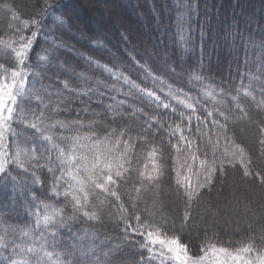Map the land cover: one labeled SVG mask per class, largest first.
<instances>
[{"label":"snow or ice","instance_id":"6c2138e0","mask_svg":"<svg viewBox=\"0 0 264 264\" xmlns=\"http://www.w3.org/2000/svg\"><path fill=\"white\" fill-rule=\"evenodd\" d=\"M0 9L12 12L11 5L6 2L0 4ZM46 16L57 28L65 31L75 28L78 32L82 31L72 22L71 17H66L59 5L54 6L50 0H44V12L39 14V18L23 20L20 25H10V32L6 33L5 37H0V45L11 53L17 65L10 72L5 69L6 74L0 75V183L8 180L13 184V191L22 190L32 204L34 211L31 214L39 232L36 236L34 232L21 230L31 246L0 235V253H8L7 257L2 258L3 264H101L102 260L107 259L106 253L97 256L95 249L78 244L62 247L57 242V230L68 227L79 218L100 221L98 209H102L109 201L115 202L121 210L117 226L122 231L124 242L134 244L142 253H147L146 257L141 255V260H159L160 264H229V260L235 264H264V252L255 248L253 243L238 249L236 254L228 248L206 243L200 248L201 255L193 256L188 245L181 243L174 230L172 235L168 234L167 225L170 221L157 222L150 216L142 218L136 211H128V208L135 210L137 202L143 201L150 190L155 192L159 189L166 173V166L162 162L164 143L174 152V183L178 192L182 190V195L186 198L181 228L187 225L192 215L193 203L199 200L201 192L211 189L217 172L223 177L227 174L226 168H235L239 164L243 177L264 185V172L253 171L252 160L245 149L227 136L229 115L226 113L238 109L243 117L247 118L240 96H252V93L241 88L236 89V94L232 95V90L226 92L224 87L217 89L205 84L202 96L210 99L213 104L212 110H208L200 103L198 97L191 96L164 79L165 73L176 75V69L167 61L165 67L161 68L155 60L150 62V51L142 52L130 44L121 50L122 66L109 67L90 57H84L89 65H94L97 70L107 74L113 80L111 84L100 80L90 83L89 78L83 75L77 79L84 80L85 84L89 85L87 87L72 86L68 81L57 80L45 84L41 73L48 69L55 59L50 60L49 56L52 54L44 49L48 54L38 55L36 63L32 65L29 63V54L41 30V21ZM183 19L184 14H179L178 20L183 22ZM13 20H19L15 13ZM29 29H32L30 35H25V31ZM121 35L127 42V37L123 33ZM89 40H93V37H89ZM52 46L74 51L70 45L63 42H54ZM93 47L103 45L97 41ZM110 54L115 56L114 53ZM34 68L41 71L32 70ZM188 75L190 79L201 83L205 79L202 70L189 71ZM53 84H59V87H53ZM117 84L120 87H117ZM105 95L111 103H103ZM120 95L125 99H118ZM217 96L230 98L232 108L224 103V99L217 100ZM93 97L96 98L95 101ZM129 97L146 103L144 107L137 106L135 102L128 101ZM18 98L20 101L35 100L40 111H26L23 104L18 102ZM93 102L105 109L113 123L118 118L127 117L129 121L134 120L139 125L138 130L133 134L131 123L126 128L121 126L117 129L105 128L102 122L98 123L93 118L88 121L83 118L70 119L67 122L55 119L61 111H72L71 106L75 103L84 105L83 108L75 110L78 117L81 112L98 117L100 113L90 109ZM198 107L203 108L206 116L197 114ZM145 108L148 111H145ZM124 109L128 111L125 112ZM163 110L176 115L179 122L165 120ZM208 118H212L210 123L218 129L215 139L208 135ZM48 120L52 122L47 123ZM14 123L35 130V135L30 140L31 147L21 145L18 140L21 133L14 130ZM201 125H204L203 129ZM56 129L73 134L57 133V143L54 142L53 136ZM85 129L86 131H83ZM160 132L164 133L167 140L153 142ZM221 135L231 144V150L226 147L223 153L217 156L215 146L219 144ZM198 136L206 138L207 143L213 145L211 157L207 152H201L200 145L196 142ZM37 137L49 145V153L54 149L55 154H42L38 159L35 145ZM150 137L153 139L150 140ZM259 143L261 155H264V129ZM138 146L147 161L142 168L133 164V159H138ZM40 160L44 163L41 164ZM13 168L22 170L19 180L11 175ZM35 168H43L51 176V184L48 185L50 195L40 193L39 188L33 187L45 185V181L35 174ZM122 185L130 187L122 192ZM42 195L59 206L52 203L37 204L36 201ZM122 197L126 198L128 207H125V199ZM153 204L155 206V202ZM68 211L71 215L67 214ZM135 236H140L144 243L138 244L130 239ZM58 248L61 250H57ZM254 251L260 254L254 259H245V256Z\"/></svg>","mask_w":264,"mask_h":264},{"label":"trees","instance_id":"16d2710c","mask_svg":"<svg viewBox=\"0 0 264 264\" xmlns=\"http://www.w3.org/2000/svg\"><path fill=\"white\" fill-rule=\"evenodd\" d=\"M5 2L11 5L12 12L0 9V37H5V34L10 32V25H20L23 20L39 18V14L44 12V0H0V4ZM50 2L54 6L59 5L66 17H71L72 22L82 31L78 32L75 28L71 31L57 28L47 16L41 21V30L29 54V63L34 65L38 55H47L44 49L52 54L49 59H55V62L41 73V79L45 84L57 80L68 81L72 86H89L84 80L77 79L81 75L88 77L90 83L100 80L111 84L113 80L101 70H97L94 65H89L84 57L113 67L122 66L121 50L129 44L142 52L150 51L152 53L150 62L155 60L157 66L164 68L167 61L176 69V75L165 73L164 79L174 87L182 88L191 96L198 97L200 103L208 110H212L213 104L210 99L202 96L205 84L217 89L224 87L226 92L232 90V95L236 94V89L241 88L252 93V96L243 94L240 96L247 118H244L238 109L226 113L229 115L227 136L245 149L252 160L253 171L264 172V155H261L259 143L264 129V0H50ZM13 13L19 20H13ZM181 13L184 14L183 22L178 20ZM31 30L25 31V35H30ZM121 33L127 37V42ZM89 37H93V40L90 41ZM97 41L103 47H93ZM54 42L70 45L74 51L55 48L52 46ZM110 53H114L115 56ZM16 66L15 58L0 45V75L6 74L5 69L10 72ZM32 70L41 71L35 68ZM200 70L205 77L203 83L189 78V71ZM53 87H59V84H53ZM117 87L120 85L117 84ZM117 98L125 99L123 95ZM95 99L93 97V101ZM221 99L224 98L217 96V100ZM128 101L135 102L140 107H144L146 103L134 97H129ZM18 102L23 104L26 111L28 109L37 113L40 111L35 100L20 101L18 98ZM111 102L105 95L103 103ZM224 103L232 108L230 98L224 99ZM71 107L72 111H61L55 119L67 122L70 119L83 118L88 121L93 118L98 123L102 122L105 128L117 129L121 126L126 128L131 123L133 134L139 127L134 120L129 121L127 117L118 118L113 123L105 109L95 102L90 105V109L100 113L98 117H91L90 113L83 112L78 117L75 110L83 108L84 105L75 103ZM145 111L148 109L145 108ZM163 111L165 120L179 122L176 115L168 114V110ZM45 114H48L47 111ZM197 114L206 116L200 107L197 108ZM208 119V135L215 139L218 129L210 123L212 118ZM46 122L51 123L52 120ZM195 123L194 119L193 131ZM13 128L17 133H21L18 137L21 145L31 147L30 140L35 135V130L15 123ZM201 128L203 129L204 125H201ZM57 133L73 134L56 129L53 136L54 142L57 143L55 140ZM152 139L150 137V140ZM166 140L167 137L160 132L153 142L160 143ZM9 142L11 144L10 136ZM196 142L200 145L201 152H207L211 157L213 145L208 144L206 138L200 136L196 137ZM35 145L38 159L42 154H55L54 149L49 153V145L38 137ZM162 147L164 152L162 162L166 166V173L159 189L155 192L150 190L143 201L137 202L135 210L128 208V211L130 213L136 211L142 218L150 216L157 222L170 221L167 225L168 234L172 235L174 230L179 235L181 243L188 245L193 256L201 255L200 248L206 243L228 248L231 252H237L246 244L253 243L255 248L264 252V185L254 179L243 177V170L239 164L235 168H226L227 174L223 177L217 172L211 189L201 192L199 200L193 203L192 215L187 225L181 228L186 198L182 195V190L178 192L174 183V152L167 143ZM226 147L231 150V144L225 140L224 135H221L219 144L215 146L216 155H221ZM137 155L138 159L134 158L133 164L142 168L147 161L139 146ZM39 162L44 163L43 160ZM34 171L45 181V185L33 187L39 188L40 193H48L51 176L43 168H35ZM11 175L19 180L22 170L13 168ZM129 187L130 185H122L121 191L125 192ZM122 199H125V207H128L126 198ZM36 203L56 205L55 201H49L43 195ZM33 211L32 204L22 190L13 191V184L8 180L0 183V235H5L8 240L16 239L17 243L31 246L29 239L23 237L21 230L39 235L31 214ZM98 211L101 215L100 221L79 218L68 227L58 229V244L62 247L69 244L91 247L96 250L97 256L106 253L107 259L102 260L101 264H160L159 260H141V255L146 257L147 253H142L134 244L124 242L122 231L117 226L121 210L115 202L109 201ZM213 212L217 217L211 216ZM67 214L71 215V212L68 211ZM130 239L138 244L144 243L140 236ZM260 252L254 251L251 254ZM7 256V252L0 253V264H3L2 258Z\"/></svg>","mask_w":264,"mask_h":264},{"label":"rangeland","instance_id":"374dc122","mask_svg":"<svg viewBox=\"0 0 264 264\" xmlns=\"http://www.w3.org/2000/svg\"><path fill=\"white\" fill-rule=\"evenodd\" d=\"M23 1V0H22ZM27 1V0H26ZM243 187V186H242ZM247 190V189H246ZM212 215L211 216H213L214 218L215 217H217L216 215H215V213L213 212V213H211ZM231 252V251H230ZM233 254H236L237 252H232ZM260 253H254V254H249V255H247V256H245V259H254V257L255 256H257V255H259ZM229 264H235V262H233V261H231V260H229Z\"/></svg>","mask_w":264,"mask_h":264}]
</instances>
